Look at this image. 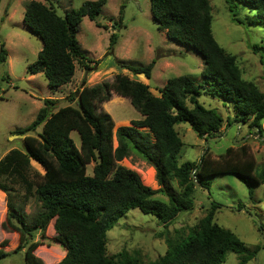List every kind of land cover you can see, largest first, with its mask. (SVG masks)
I'll use <instances>...</instances> for the list:
<instances>
[{
	"label": "trees",
	"instance_id": "1",
	"mask_svg": "<svg viewBox=\"0 0 264 264\" xmlns=\"http://www.w3.org/2000/svg\"><path fill=\"white\" fill-rule=\"evenodd\" d=\"M226 2L235 23L264 29V0ZM106 3V0L87 1L79 9H71L61 16L42 2H30L25 8L24 23L42 40L43 47L37 61L28 67V73L44 74L49 88L56 91L72 82L77 62L86 73L91 71L93 68L88 66L78 40L80 25L86 17L97 20ZM150 4L159 30L166 32L170 41L193 49L202 58L205 65L202 82L197 85L187 75L175 77L159 91L160 96H156L149 85L118 74L112 84L105 82L92 87L89 102L82 94L72 97L70 101H77V109L71 113L55 112L57 102L45 100L30 126L12 132L13 136L25 137L43 127L36 140L40 151L53 159L57 173L66 177L59 181L54 176L56 182L50 177L46 184L36 188L38 173L33 170L31 161L43 164L44 160L27 142L25 151L13 149L0 160V190L6 194L8 209L2 227L20 234L21 244L15 253L25 249V264H45L34 253L41 246L34 241V234L44 232L52 221L56 241L66 250L59 264H141L138 254L121 252L107 256L108 232L131 210L154 215L166 227L181 212L193 209L196 181L209 192L211 178L236 175L247 185L251 199L254 186L264 184V169L256 171V160L246 146L237 150L230 148L218 159L203 154L198 164L179 163L184 144L177 125L188 123L200 139L221 135L223 118L216 110L207 109L199 102L203 93L232 105L236 121L245 124L251 121L250 126L262 133L264 92L243 77L236 56L215 39L210 0H150ZM241 9L250 14L247 19L238 18ZM118 41L115 32L110 37L111 55ZM252 48L255 53L264 51L257 44ZM7 60L8 51L1 41L0 65ZM261 60L264 65V56ZM119 64L134 76L145 75L151 79L155 63L134 66L121 61ZM112 92L128 99L142 116L141 120L133 121L131 127L117 129L114 158L122 162L132 153L140 155L155 168L159 190L144 185L136 172L123 165L111 172V137L107 127L111 117L97 114L94 103L110 101ZM73 132L78 133L81 146L95 162L92 176L84 175L83 162L74 149ZM176 181L183 188L182 192L174 188ZM12 185L23 189L25 203L36 198L41 204V210L34 217L29 218L17 207ZM159 193L167 196L168 202L156 199ZM219 206L212 202L197 229L183 241L169 243L165 255L152 264H222L229 252L238 256V264H248L255 258L256 253L236 234L215 222ZM7 256L9 254L0 249V260Z\"/></svg>",
	"mask_w": 264,
	"mask_h": 264
},
{
	"label": "rangeland",
	"instance_id": "2",
	"mask_svg": "<svg viewBox=\"0 0 264 264\" xmlns=\"http://www.w3.org/2000/svg\"><path fill=\"white\" fill-rule=\"evenodd\" d=\"M32 1L42 2L65 16L71 9L77 10L85 2L97 0H2L0 5V43L3 41L8 51L7 62L0 65V160L13 149L25 151V142L40 152L44 163L31 161L33 170L38 173L36 188L46 184L50 177L53 182L66 177L58 174L55 161L40 151L36 140L43 132V127L25 137L13 136L12 132L30 126L44 107L45 100L57 102L55 112L71 113L77 109V101H70L72 97L78 98L82 94L84 100L89 102L92 87L105 82L112 84L118 74L128 75L149 85L156 96H160L159 91L175 77L187 75L197 85L202 82L205 68L202 58L193 49L170 41L166 32L159 30L152 16L150 0H106L97 20L83 19L78 35L87 56V64L93 69L86 73L83 65L77 62L72 82L56 91L51 90L44 74L28 73V67L37 61L43 47L42 40L24 23L25 8ZM210 3L215 39L226 51L236 56L243 77L264 92V65L261 62L264 51L255 53L252 48L255 44L264 48V29L235 23L226 0H210ZM249 15L247 10L241 9L238 18L247 19ZM115 32L118 33L119 41L111 55L110 37ZM121 61L134 66H147L154 62L151 79L145 75L134 76L121 67ZM199 102L207 109L216 110L223 118L221 135L213 139H200L188 123L177 125L176 129L184 144L179 163L198 164L203 154L218 159L230 148L237 150L246 146L256 160V171L263 170L264 121L263 131L259 133L260 129L250 126L251 121L246 124L236 121L234 108L229 103L206 93L199 98ZM94 106L97 114L111 117L107 127L111 137L109 153H112V174L119 165H123L136 172L144 185L159 190L155 168L140 155L132 153L122 162L114 158L118 146L117 129L131 127L133 121L142 119L141 114L128 99L115 92H112L110 101L94 103ZM71 137L75 141L74 149L83 162L84 175L92 176L95 162L81 146L78 133L73 132ZM173 185L178 192L183 191L177 181ZM12 187L17 207L29 218L34 217L41 210V204L36 198L25 203L22 199L23 189L19 185ZM196 189L193 209L181 212L166 227L154 215L144 214L138 209L131 210L108 232L107 256L121 252L138 254L141 264H152L165 255L169 243L177 244L193 233L208 214L212 202H215L220 205L215 222L236 234L252 253H256L248 264H264V184L254 186L252 199L247 185L236 175L211 178L209 192L202 188ZM156 199L168 202L167 196L162 193ZM7 214V197L0 190V249L9 254L0 260V264H25V249L15 253L21 244L20 234L2 227ZM34 241L41 244L34 253L45 264H59L66 256L65 248L56 241L54 221L44 232H36ZM238 263V256L229 252L222 264Z\"/></svg>",
	"mask_w": 264,
	"mask_h": 264
},
{
	"label": "water",
	"instance_id": "3",
	"mask_svg": "<svg viewBox=\"0 0 264 264\" xmlns=\"http://www.w3.org/2000/svg\"><path fill=\"white\" fill-rule=\"evenodd\" d=\"M213 139V138H212ZM206 152V151H205ZM204 152V153H205ZM192 176H194V174H192ZM196 188H202V189H204V187H202V186H200V184L196 181ZM205 190V189H204ZM206 191H207V189H206Z\"/></svg>",
	"mask_w": 264,
	"mask_h": 264
},
{
	"label": "crops",
	"instance_id": "4",
	"mask_svg": "<svg viewBox=\"0 0 264 264\" xmlns=\"http://www.w3.org/2000/svg\"><path fill=\"white\" fill-rule=\"evenodd\" d=\"M64 253L66 254V251Z\"/></svg>",
	"mask_w": 264,
	"mask_h": 264
}]
</instances>
